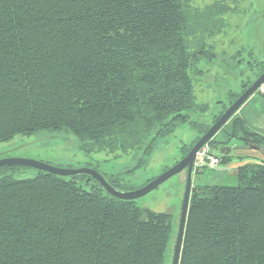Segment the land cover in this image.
<instances>
[{"label": "trees", "instance_id": "1", "mask_svg": "<svg viewBox=\"0 0 264 264\" xmlns=\"http://www.w3.org/2000/svg\"><path fill=\"white\" fill-rule=\"evenodd\" d=\"M201 3L0 0V143L66 131L85 152L149 155L186 112L208 108L198 65L230 7ZM232 130L264 140L241 118ZM22 168H0V264H171V213L114 197L88 175L16 177ZM237 180L192 187L179 264H264V162L239 166Z\"/></svg>", "mask_w": 264, "mask_h": 264}, {"label": "rangeland", "instance_id": "2", "mask_svg": "<svg viewBox=\"0 0 264 264\" xmlns=\"http://www.w3.org/2000/svg\"><path fill=\"white\" fill-rule=\"evenodd\" d=\"M214 1L202 0L201 6ZM227 1L230 10L222 15L225 26L208 40L213 54L208 52L198 65L202 77L196 84V95L199 102L208 105L207 110L186 112V122H178L169 135L154 138L149 155H143L142 150L128 154L85 152L81 149V142L71 133L39 131L1 142L0 159L28 158L68 169L89 167L105 176L115 177L119 183L117 188L124 191L138 189L174 166L185 156L184 148L201 137L204 128L212 125L216 115L230 105L234 96L231 93L243 92L257 79V74L263 72L264 0ZM237 118L243 119L250 131L264 137V84L214 136L215 142L230 141L232 150L224 154L227 156L224 158L218 148L213 154L219 157V163L195 166L193 188L204 184L235 185L239 166L248 162H264V140L259 145H250L238 137L233 138L232 123ZM36 174L37 169L30 167L14 173L18 178ZM186 176V171L172 176L148 194L137 198L136 203L141 207L171 213L177 226Z\"/></svg>", "mask_w": 264, "mask_h": 264}, {"label": "water", "instance_id": "3", "mask_svg": "<svg viewBox=\"0 0 264 264\" xmlns=\"http://www.w3.org/2000/svg\"><path fill=\"white\" fill-rule=\"evenodd\" d=\"M264 84V72L249 86L247 87L239 97L229 105V107L222 113V115L208 128V130L194 143L188 153L174 166L168 168L158 177L147 183L146 185L129 191L120 190L114 185H112L107 177L96 169L89 167H81L77 169H68L52 166L45 162L38 160L28 159V158H18V157H8L0 159V168L10 167V166H20V167H30L37 170L54 173L62 177H71L79 175H88L96 179L103 188L112 196L124 199V200H136L142 197L163 182L171 178L172 176L181 173L186 170V183L185 190L181 208L180 219L178 223V230L176 236V242L174 246L173 256L171 264H179L181 251L183 247V240L186 228V222L188 217V209L190 204V198L193 187V174L195 170V161L198 152L214 138L217 132L236 114V112L248 101V99ZM226 149H221L222 154H229L231 151L230 147H225ZM214 149L210 150L212 154Z\"/></svg>", "mask_w": 264, "mask_h": 264}, {"label": "built area", "instance_id": "4", "mask_svg": "<svg viewBox=\"0 0 264 264\" xmlns=\"http://www.w3.org/2000/svg\"><path fill=\"white\" fill-rule=\"evenodd\" d=\"M211 146L207 143L197 154L195 166H204L205 163L209 165H215L219 163V157L210 153Z\"/></svg>", "mask_w": 264, "mask_h": 264}, {"label": "flooded vegetation", "instance_id": "5", "mask_svg": "<svg viewBox=\"0 0 264 264\" xmlns=\"http://www.w3.org/2000/svg\"><path fill=\"white\" fill-rule=\"evenodd\" d=\"M260 76V75H259ZM258 76V77H259ZM257 77V78H258ZM254 82V81H253ZM252 82V83H253ZM251 83V84H252ZM244 142H246V143H248V144H250V145H259L257 142L256 143H252L251 141H244ZM225 147H230V148H232L231 146H230V141H228V142H226V143H219L218 141L217 142H214L213 143V146L211 147V149H214V151L216 150V149H226ZM232 150V149H231ZM222 155H224V154H222ZM184 171H186V170H184Z\"/></svg>", "mask_w": 264, "mask_h": 264}, {"label": "bare ground", "instance_id": "6", "mask_svg": "<svg viewBox=\"0 0 264 264\" xmlns=\"http://www.w3.org/2000/svg\"><path fill=\"white\" fill-rule=\"evenodd\" d=\"M196 168V167H195Z\"/></svg>", "mask_w": 264, "mask_h": 264}]
</instances>
